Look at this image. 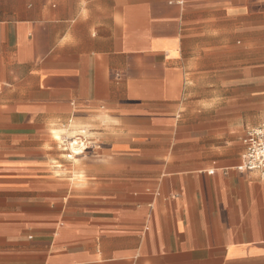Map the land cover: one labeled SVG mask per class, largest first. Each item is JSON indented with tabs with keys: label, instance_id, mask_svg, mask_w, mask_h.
Segmentation results:
<instances>
[{
	"label": "crops",
	"instance_id": "obj_1",
	"mask_svg": "<svg viewBox=\"0 0 264 264\" xmlns=\"http://www.w3.org/2000/svg\"><path fill=\"white\" fill-rule=\"evenodd\" d=\"M263 123L264 0H0V264H264Z\"/></svg>",
	"mask_w": 264,
	"mask_h": 264
},
{
	"label": "built area",
	"instance_id": "obj_2",
	"mask_svg": "<svg viewBox=\"0 0 264 264\" xmlns=\"http://www.w3.org/2000/svg\"><path fill=\"white\" fill-rule=\"evenodd\" d=\"M243 144V162L238 170L255 173L264 182V123L248 131Z\"/></svg>",
	"mask_w": 264,
	"mask_h": 264
},
{
	"label": "bare ground",
	"instance_id": "obj_3",
	"mask_svg": "<svg viewBox=\"0 0 264 264\" xmlns=\"http://www.w3.org/2000/svg\"><path fill=\"white\" fill-rule=\"evenodd\" d=\"M75 153H77V152H75Z\"/></svg>",
	"mask_w": 264,
	"mask_h": 264
}]
</instances>
